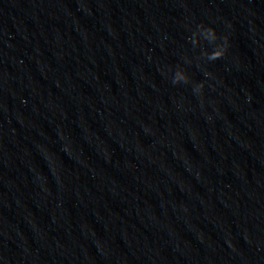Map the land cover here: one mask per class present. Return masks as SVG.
I'll return each mask as SVG.
<instances>
[{
  "label": "water",
  "instance_id": "obj_1",
  "mask_svg": "<svg viewBox=\"0 0 264 264\" xmlns=\"http://www.w3.org/2000/svg\"><path fill=\"white\" fill-rule=\"evenodd\" d=\"M0 264H264V0H0Z\"/></svg>",
  "mask_w": 264,
  "mask_h": 264
}]
</instances>
